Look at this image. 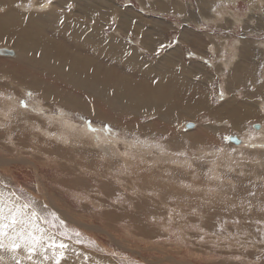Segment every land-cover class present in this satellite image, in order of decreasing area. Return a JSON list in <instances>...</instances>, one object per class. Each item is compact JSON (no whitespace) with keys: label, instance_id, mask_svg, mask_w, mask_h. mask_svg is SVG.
<instances>
[{"label":"rangeland","instance_id":"1","mask_svg":"<svg viewBox=\"0 0 264 264\" xmlns=\"http://www.w3.org/2000/svg\"><path fill=\"white\" fill-rule=\"evenodd\" d=\"M15 1L25 5L16 6L25 14L36 12L33 2L36 6L46 3ZM263 1L52 0L48 5L47 12L59 11L58 17L69 16L73 20H78L81 15L75 14L84 10L82 18L86 17L91 32H96L94 45L105 48L106 36L129 51L135 49L148 63L159 61V68L165 64L160 61L167 54L175 53L173 57L187 71L179 76L165 74V81L171 79L168 83L161 79L164 74L159 68L149 75L133 72L130 79L134 84H149L155 89L161 84L174 102L170 107L175 109L173 106L178 103L184 110L181 113H189L174 127L162 121L160 125L168 131L155 125L163 133L150 131L145 136L143 125L157 121L158 114L139 120H132V116H90L78 111L71 115L59 103L48 104L40 92L24 89V78L17 84L0 69V111L7 114L0 113V191L5 196L14 192L24 201H35L37 210L49 221L56 217L57 224L65 221L66 228L59 231L80 232L81 243H77L75 235L65 241L70 248L61 264H264ZM67 2L72 4L70 8ZM5 12L6 9L0 10ZM5 47L18 50L0 41V48ZM236 48L240 53L228 51ZM100 52L103 51L97 54ZM235 54L237 61L227 68L224 61L231 62ZM17 59L18 56H0V65L11 67ZM106 59L103 55L93 58V73L108 71ZM126 76L122 72V77ZM120 87L124 89V83ZM24 101L30 106L23 108ZM80 103L79 100L75 104L78 109L82 108ZM236 113L249 114L247 121L232 120ZM115 117L120 120L114 122ZM88 121L99 129L90 131L96 136L89 134ZM187 123L197 126L186 130ZM107 125L114 130L111 134L105 131ZM195 131H205L206 135L201 138ZM84 132L90 140L100 138V144L116 138L118 145L113 150L120 155L110 152L112 147L108 149L107 144L91 157L89 154L96 147L82 135ZM248 132H261L254 135L258 142H247ZM189 136H197L198 143ZM229 136L246 139L247 145L239 147ZM140 143L148 145L145 148ZM128 144L140 145L126 147ZM68 150L70 160L64 153L59 154ZM98 191L102 192L99 196ZM48 227L59 239L57 228ZM3 264H11L7 254Z\"/></svg>","mask_w":264,"mask_h":264},{"label":"bare ground","instance_id":"2","mask_svg":"<svg viewBox=\"0 0 264 264\" xmlns=\"http://www.w3.org/2000/svg\"><path fill=\"white\" fill-rule=\"evenodd\" d=\"M19 2L15 1V0H0V10L1 9H6L5 13H0V41L12 44L13 46H16L18 48V50H16V51L15 50H11V49L6 48V47L2 48V49L11 50V51L14 52V54L13 55H0V56L5 57V58H16L18 56V59L14 61V62H17V63L13 64L11 67L9 66L10 68L9 67L5 68L4 66L0 65V69L3 70L2 72L5 71L6 73H8L7 76H9L11 78L12 82L14 80L18 84L24 78V87H25L24 89H27V87H28L29 90L31 89V90L40 92L41 94H43L45 96V99L47 100L48 104L59 103V104H61V106L65 107L67 109V111L70 112L71 115H72V113L74 114L76 111H78V112H81V113H84V114H87V115H90V116H103V117H106V116H132L133 118H135V119H132V120H139V119L145 118L146 116L147 117L151 116L154 113L158 114L159 116H157V119H158L157 121H155V122H153L151 124L148 123L146 125H143L144 126L143 130L145 132V136L150 135V131H153L155 133L157 132L158 134L163 133L164 131H168V130L165 129L164 126L160 125L162 121H166L168 124H173V127H174V125L178 123V120L183 119V115L188 113V112L181 113V111H184V110L181 109V106L178 103L174 104L173 107H175V109H172V107H170L174 102L169 100V98H168V96L166 94V89H161L163 87L161 84H158L160 87L155 89L154 87L150 86L149 84H147V86H146V84H143V83L134 84V82L130 79L132 77L134 71L137 72V73H140L142 75H149V74L153 73V71L155 69L159 68L158 64H160V63H157L159 61H157L156 63L149 62L150 63L149 64L147 62L146 58L144 57L145 59H143L141 57V55H139L135 51V49H133L132 51H129L130 49L128 50L127 47H125L123 45H120L117 41L110 40L106 36H104V38L107 39L105 48H102L100 46L94 45V41L97 40L96 37H95L96 32H91V30L89 28L88 21L86 20V17L82 18V15L85 12L84 10L80 11L78 14H75V12H74L75 15H81V17L78 20H73L69 16H67V17L59 16L58 17L57 13H59V11H57L56 14L47 12L46 9L49 8L48 6L47 7H40V5L43 4L44 2L40 3L37 6H36V2H33V5H34L33 8H34V10L36 12L34 11L35 13L25 14V13H23V11L19 10V8H16L17 5H20L21 8L25 7V5H22ZM68 3L69 2H67V5H69ZM263 3H264V1H263ZM70 5H72V4H70ZM70 5H69V8H70ZM41 10L42 11L44 10V12H46V13H41ZM5 39H6V41H5ZM233 46H231V47L229 46V47L232 48ZM97 51H103L104 53L100 52L99 54H97ZM228 51L231 52V53H240V49L237 50V48L236 49H232V50H228ZM195 54H197V53H195ZM99 55L100 56L103 55V56L107 57L106 60L109 63L108 71L101 70V71H99L97 73H93L92 60H93V58L95 56H99ZM173 56H175V53L167 54V56L164 57V59H162L160 61L161 63L165 62V64L162 66V68L160 67L159 70L162 69L160 74H164V75L161 76V79L163 80V82H166V83H168L171 79H166V81H165V74L170 72V74L171 73H176L177 76H179L180 74H184L185 75L184 72H187L186 70L185 71L182 70L184 68L183 65L178 63L175 60V57H173ZM230 58H231V55H230ZM237 58H238V55L235 54L232 57V59H230L231 62L226 63L224 61L225 66L227 68H230L231 66H233L235 61H237ZM166 65H168V66L165 68ZM258 67H256V68H258ZM263 68H264V66H263ZM122 72H125L127 74V76L125 78L122 77ZM172 77H173V75H172ZM247 77L248 76H245L244 78H247ZM173 81H171V83ZM121 83H124V86H125L124 89L120 87ZM145 92H148V94L145 95ZM35 95H37V94H35ZM253 97H254V95H253ZM159 99H162V100H159ZM13 100H14V98H13ZM79 100L81 101L80 104L82 105L81 109H78L77 108L78 106L75 105V104H77V101H79ZM141 100H142V102H141ZM255 100H256V98H255ZM51 101H52V103H51ZM166 102H168V103H166ZM17 103H18V101H17ZM91 104H94L95 107L92 106ZM40 107H43V106L41 105ZM4 108L7 109L6 107H4ZM10 108L11 107H8V109H10ZM42 109H41V112H42ZM166 109H170L171 112H169ZM31 110H33V109H31ZM39 110H40V108H38L37 111H39ZM6 111H8V110H6ZM193 111H198V110L196 108H193ZM1 112L2 111H0V113ZM22 113H24V112H22ZM28 113H27V115H28ZM108 113H109V115H108ZM1 114L4 115L5 114L4 111ZM6 115L7 114H5V116ZM188 115H189V113H188ZM238 115H239V113H236V115H233L232 120L240 121L241 119H243V120L247 121V119H248L247 116L249 114H245V116L244 115H242V116L239 115L238 116ZM52 116H54V115H52ZM59 116H62V115H59ZM103 117H101V118H103ZM57 118H59V117H57ZM112 120L115 122V120L118 121V120H120V118L115 117ZM238 123L240 125H244L243 122H238ZM155 125H159V126L163 127V132H158L154 128ZM66 126H67V124H66ZM68 126H69V124H68ZM49 128H50V126H49ZM83 128H82V130H83ZM140 128L142 129L141 126H140ZM88 131H89V134L91 132L93 133V131H91V130H88ZM76 132H78V131H76ZM81 132H79V133H81ZM195 132H197L198 133L197 136H199L201 138L206 135L205 131H203L202 134L200 133L201 131L200 132L195 131ZM86 133L84 132V134L82 133V135H86L87 136ZM92 133H91V135H92ZM102 133L103 132H101V134ZM248 133H250V134H248ZM248 133H247L248 135L245 137V138H247V142H248V140H249V143H250V141H252L254 143L258 142V141H256L254 135L261 134V132H257V133H253V134L251 132H248ZM92 136H96V135L93 134ZM197 136H195V137L189 136V139L192 142L198 143L196 141L197 138H198ZM239 136H241V135H239ZM139 137H141V136H139ZM81 138H84V136L81 137ZM183 138H184V136H183ZM86 139H88L89 142L91 144H93L94 147H96V149H94V150L92 149V153L89 154L91 157L93 156V152L97 153V150H100V147L101 148L105 147L107 144H109L108 149H110V146L112 147L111 148L112 151H110V152H112V153H114L116 155L118 154V153L114 152L115 150H113V147H117V145H118V142L116 141L117 140L116 138H110L111 140L108 139V142H106L107 140L106 141L103 140V141L106 142V144H104V143L100 144V143H102V142L99 141L100 138L98 140L99 142L96 141L95 139H94L95 142L93 140H90L91 137L89 138V136H87ZM174 139H175V137H174ZM240 139L243 141L242 144H241V147H242V145L244 143H246V142H244V141H246V139H244V140L242 138H240ZM149 140H147V141H149ZM259 140H260V138H259ZM179 141H180V139H179ZM81 142H82V140H81ZM116 142H117V144H116ZM143 142H145V141H143ZM148 143H150V142H148ZM155 143H156V141H155ZM21 144H22V142H21ZM140 144H143V145H141L143 147L145 145H148V144H145V143H140ZM139 145L137 144V146H139ZM151 145H152V143H151ZM244 145H247V143L244 144ZM133 146L135 148L137 147L136 145H132V144H130V145L128 144L126 147H133ZM154 146H155V144H154ZM234 146H235V144H234ZM238 146H236V147H238ZM145 148H146V146H145ZM116 149H118V148H116ZM131 149H133V148H131ZM235 149L239 150L238 148H235ZM241 149H240V151H241ZM55 151H57V150H55ZM68 152H69V150L67 152L63 151V152H61L59 154H63L64 153L63 155L66 158V160H70V156H69ZM118 152L120 153V150ZM136 152H137V149H136ZM261 154H262V152H261ZM56 155H58V154H56ZM118 155H120V154H118ZM121 155H123V153ZM174 156H175V154H174ZM48 157H50V156H48ZM99 158H100V156H99ZM180 158H181V156H180ZM164 159H165V157H164ZM159 160H161V159H159ZM92 161H93V158H92ZM162 161H163V159H162ZM72 162H73V160H72ZM69 163H70V161H69ZM90 163H91V161H90ZM66 164H68L67 161H66ZM187 164H189V163H187ZM191 165H192V163H191ZM64 166H66V165H64ZM95 166H96V164H95ZM181 167H183V166H181ZM79 169H80V167H79ZM101 170H103V169L101 168ZM79 174H78V177L80 178ZM72 175H73V173H72ZM81 178H83V177H81ZM70 180H71V177H70ZM73 180L75 181V179H73ZM77 181H79V180H77ZM81 181H84V180L82 179ZM71 183L72 182H70V184ZM88 183H90V182H88ZM88 183H83V184L87 185ZM70 184H68V186H70ZM94 184H96V183H94ZM132 184L134 185L135 182L132 183ZM78 185H76L75 187H77ZM105 185H103V187ZM112 185H113V183H112ZM119 185L122 186L123 185L122 182ZM109 186L110 185L108 184L107 187H109ZM129 186H127V187H129ZM73 188H74V185H73ZM73 188H71V189H73ZM83 188H85V187H83ZM86 188H87V186H86ZM115 188H117V187H115ZM121 188L122 187H120V189ZM87 189H89V188H87ZM92 189H93V187H92ZM106 189L108 190V188H106ZM106 189H105V191H106ZM79 190H81V188ZM74 192H76V191H74ZM91 192H94V190L90 191V193ZM103 192H104V190H103ZM83 193H84V190H83ZM96 193L98 195L99 191L96 192ZM104 193H106V192H104ZM99 194H102V192L99 193ZM93 195H94V193H93ZM80 196H79V198H81ZM85 196H87V194ZM90 196H91V194H90ZM102 196H100V197H102ZM115 197H117V196H115ZM48 202H50V200ZM104 203H105V201H104ZM152 209L154 210V208H152ZM62 211H63V209H62ZM148 212H149V210H148ZM150 212H151V210H150ZM140 213H141V211H140ZM65 215H67V214H65ZM140 230H141V228H140ZM141 231L143 232L144 229L141 230ZM90 243H92V242H90ZM123 259H125V258H123ZM124 261H126V260H124Z\"/></svg>","mask_w":264,"mask_h":264},{"label":"snow or ice","instance_id":"3","mask_svg":"<svg viewBox=\"0 0 264 264\" xmlns=\"http://www.w3.org/2000/svg\"><path fill=\"white\" fill-rule=\"evenodd\" d=\"M51 3L52 0H46V3L41 4L40 7H47ZM31 95L29 92L28 96ZM22 106L27 108V102H22ZM88 127L93 132L99 131L92 127L91 121H88ZM105 131L111 134L114 130L107 125ZM227 138L232 139L231 136ZM57 219L59 217L52 221L47 220L44 214L37 210L35 201H24L14 192H9L5 196V193L0 191V264H3L5 254L9 256L11 264H24L25 261L29 264H49V262L61 264L70 248L65 241L71 240L73 235L77 237V243L82 241L79 231L74 233H69L67 230L59 231L61 228H66V222L60 220L57 224ZM48 225L57 228L59 239L57 233L52 232Z\"/></svg>","mask_w":264,"mask_h":264},{"label":"water","instance_id":"4","mask_svg":"<svg viewBox=\"0 0 264 264\" xmlns=\"http://www.w3.org/2000/svg\"><path fill=\"white\" fill-rule=\"evenodd\" d=\"M13 54H14V52L11 51V50L1 49L0 48V55H13ZM195 127H196V124L195 123H187L185 125V129L186 130H192ZM259 127H260L259 125H255V128L256 129H259ZM230 141L233 142V143H235L236 145H239V146L242 144L241 143L242 140L240 138L235 137V136H233L232 139H230Z\"/></svg>","mask_w":264,"mask_h":264}]
</instances>
